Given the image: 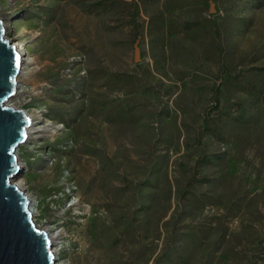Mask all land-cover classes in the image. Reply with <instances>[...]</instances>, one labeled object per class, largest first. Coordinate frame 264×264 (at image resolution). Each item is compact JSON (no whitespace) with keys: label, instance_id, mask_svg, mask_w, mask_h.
I'll list each match as a JSON object with an SVG mask.
<instances>
[{"label":"rangeland","instance_id":"1","mask_svg":"<svg viewBox=\"0 0 264 264\" xmlns=\"http://www.w3.org/2000/svg\"><path fill=\"white\" fill-rule=\"evenodd\" d=\"M0 21L31 60L7 104L45 130L16 179L54 264H264V0H0Z\"/></svg>","mask_w":264,"mask_h":264},{"label":"water","instance_id":"2","mask_svg":"<svg viewBox=\"0 0 264 264\" xmlns=\"http://www.w3.org/2000/svg\"><path fill=\"white\" fill-rule=\"evenodd\" d=\"M3 32L0 21V264H54L47 234L32 223L26 198L10 183L21 174L15 152L26 142L31 121L23 110L6 104L15 93L22 61Z\"/></svg>","mask_w":264,"mask_h":264},{"label":"bare ground","instance_id":"3","mask_svg":"<svg viewBox=\"0 0 264 264\" xmlns=\"http://www.w3.org/2000/svg\"><path fill=\"white\" fill-rule=\"evenodd\" d=\"M2 27H3V29H5V25L4 24H2ZM9 41L15 47V50H17L21 54L22 65H21V68H20V70L18 72L17 78L24 77V76L27 75L28 71L26 70L25 67L23 68V66H24V64L30 63L31 60H29L26 57L25 51L22 48V45L20 43L14 42L12 40H9ZM17 78H16V81H17ZM18 83L19 82L17 81V85H18ZM20 93H21V91L19 90V87H16V90H15V93H14L13 97H17ZM10 99H8L6 101V104L8 103V101ZM28 117H29V119L31 121V125L26 129V136H27L26 140L29 139L28 134H30L32 132H39V133L45 132V130L43 128H41V129L40 128L35 129L34 126H33V123H32L35 120L30 115H28ZM15 155H16V152H15ZM16 158H17V156H16ZM10 183L14 187H16L24 195V197L26 198L27 204H28V209H29V212H30V218H31L32 223L34 224V222H35L34 221V216H35V213L36 212L33 211V203H32V200H31L30 196L27 193H25V188H24L25 186H24L23 180H21V179L11 180ZM35 227L37 229H41V228H39L36 225H35ZM41 230H43L47 234V236H48V239H49V242H50V245H51V251H52V254H53V258L55 256V258H54V262H55V260H56V249H55L56 242L55 241L56 240L58 241L59 239H61V233L58 232V231L57 232L56 231L53 232V231L47 229L46 227L44 229H41ZM83 256H85V253H83ZM87 256L90 258V260H92V264H97V260L99 258L97 254H96V256H92V254H87ZM84 258H85V262L87 264V259H86V257H84Z\"/></svg>","mask_w":264,"mask_h":264}]
</instances>
